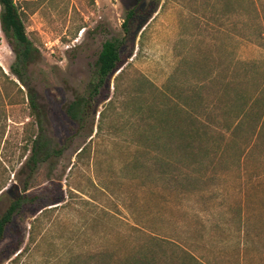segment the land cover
Instances as JSON below:
<instances>
[{"label":"rangeland","instance_id":"rangeland-1","mask_svg":"<svg viewBox=\"0 0 264 264\" xmlns=\"http://www.w3.org/2000/svg\"><path fill=\"white\" fill-rule=\"evenodd\" d=\"M16 3L44 116L0 31L23 91L0 99V217L24 197L0 264H264V0ZM110 39L123 64L74 120Z\"/></svg>","mask_w":264,"mask_h":264},{"label":"trees","instance_id":"trees-1","mask_svg":"<svg viewBox=\"0 0 264 264\" xmlns=\"http://www.w3.org/2000/svg\"><path fill=\"white\" fill-rule=\"evenodd\" d=\"M136 1L142 2L144 0ZM22 14L23 13L20 11V7L16 3V0H0V31L14 54V61L9 68V72L14 76L17 83L26 90L25 96L28 101L29 115L40 125V119L44 116V111L38 107L37 94L30 84V78L28 75L30 66L39 59L40 54L37 48L26 36ZM133 16L134 10H129L126 14L125 22L122 25L125 33H128L127 25ZM122 42L123 41H119L118 39H110L102 43L95 61V84L93 85V92L90 94V98L78 100L73 103V106H69L68 113L71 112V109L73 110L71 114L72 119L77 121L83 119L82 115L84 116V111H86V106L89 103L88 101L98 94L99 89L104 85L107 79L122 66ZM7 83L16 87L18 93L23 94V91L19 86L13 80L9 79L0 67V99L9 96L7 93ZM75 105L77 107L76 110L74 109ZM246 112L247 109L240 108L236 115V122L246 114ZM263 122L264 117L262 123ZM238 123H240V121L237 122L236 125L230 126L228 129L234 130ZM45 148L46 143L44 144L41 141L38 134L35 136V140H33L31 156L28 158L27 163H31L35 166L40 160L47 159L48 156ZM23 199L24 197L17 198L0 217V239L4 234L5 227L11 222L13 215L20 209Z\"/></svg>","mask_w":264,"mask_h":264}]
</instances>
